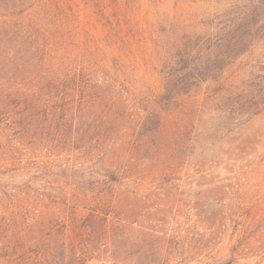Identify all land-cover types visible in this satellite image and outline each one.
<instances>
[{
	"label": "rangeland",
	"instance_id": "obj_1",
	"mask_svg": "<svg viewBox=\"0 0 264 264\" xmlns=\"http://www.w3.org/2000/svg\"><path fill=\"white\" fill-rule=\"evenodd\" d=\"M0 32V83L72 126L0 119V264H264V0H0ZM75 76L66 115L37 93Z\"/></svg>",
	"mask_w": 264,
	"mask_h": 264
},
{
	"label": "trees",
	"instance_id": "obj_2",
	"mask_svg": "<svg viewBox=\"0 0 264 264\" xmlns=\"http://www.w3.org/2000/svg\"><path fill=\"white\" fill-rule=\"evenodd\" d=\"M14 41V35L11 36L6 32H0V81L2 80V77H4L1 74V66H6L9 61L12 62V57L8 55V52L5 51V48L6 46L10 47ZM4 42H6V46H3ZM10 79L15 80L14 77ZM14 83L18 84L16 80ZM33 88L35 87L33 86ZM37 90L38 94L46 95L51 99L55 97L60 98V100L63 102L62 105L52 108L55 112H59L61 115H66V111L73 108L70 106L74 101L75 103H78V106L80 107L86 101L84 95H86V91L90 90V84L89 81L85 80L83 77L79 78L78 76H75L73 80H70L68 83L64 84L52 80L46 86L38 88ZM69 90L72 93H70ZM14 92L15 90L12 87H8V85L0 83V119L2 122L6 123L7 127L15 132V135L21 139L30 141L33 146H45L50 152L53 153L59 152L60 150H65L71 145V142L65 136L67 134L66 131H68L69 134L70 130L71 133L72 126L68 125L65 117H62L64 123L56 127L58 135L60 134L63 136L62 140H56L55 138L52 139L51 133H47L45 128H41L39 125L35 126V124L39 122V116L41 114L37 111L39 108L38 104L35 102H30L26 98L25 93L22 95L16 94L15 96ZM78 93H82V95L84 94L83 97L68 101L71 95ZM173 98L174 96L170 92L165 96L166 100H172ZM208 99L214 101L216 99V95H212ZM43 115H45L47 118V110L43 111ZM76 148L79 149V147ZM85 155L87 154L85 153Z\"/></svg>",
	"mask_w": 264,
	"mask_h": 264
}]
</instances>
